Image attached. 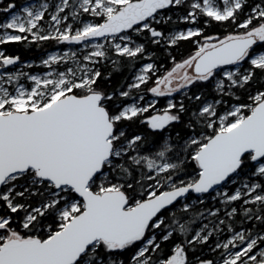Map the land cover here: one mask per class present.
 <instances>
[{
  "label": "snow or ice",
  "instance_id": "6c2138e0",
  "mask_svg": "<svg viewBox=\"0 0 264 264\" xmlns=\"http://www.w3.org/2000/svg\"><path fill=\"white\" fill-rule=\"evenodd\" d=\"M0 12V264H264V0ZM46 42L39 64L5 47Z\"/></svg>",
  "mask_w": 264,
  "mask_h": 264
},
{
  "label": "trees",
  "instance_id": "16d2710c",
  "mask_svg": "<svg viewBox=\"0 0 264 264\" xmlns=\"http://www.w3.org/2000/svg\"><path fill=\"white\" fill-rule=\"evenodd\" d=\"M25 0H2V3H0V8L5 7L8 3H15L16 8L20 6L21 3H23ZM6 14L0 12V20L4 19ZM230 27L221 26L219 24H212L207 29L206 32L208 34H219L223 35L226 31H230ZM6 47L7 54L10 55H19L21 57V60H27V59H36L44 50H47L55 46L54 42H46L43 45L37 47L36 45H26L23 43H14L9 44ZM194 50V45L190 43H182L178 49L172 50V55L176 56L177 60H180L187 55H189ZM158 64H162L164 69H168L172 66L171 61L168 59L167 55L163 53V51L158 52ZM102 72L107 75V73L112 71L111 66H102L101 68ZM162 74V72L160 73ZM130 72L127 68L123 69L121 72H114L110 80H104L101 79L99 81L100 86L103 88H106L107 90L111 91L113 88L119 87L122 83L125 82L126 78H130ZM211 85L206 86H197L193 87L191 91L196 92L198 90H204V91H210ZM150 96V95H149ZM176 99H180L181 94L176 93L174 94ZM167 98H160V104L158 107H163L166 103ZM181 128L180 125H176L171 129L173 134L175 131H179ZM130 131L137 132V133H144L148 139V141H152L159 137L160 133H152L144 126H138V125H132L130 128ZM166 134V133H165ZM191 172V169H189ZM205 254L207 255V250H205Z\"/></svg>",
  "mask_w": 264,
  "mask_h": 264
},
{
  "label": "rangeland",
  "instance_id": "374dc122",
  "mask_svg": "<svg viewBox=\"0 0 264 264\" xmlns=\"http://www.w3.org/2000/svg\"><path fill=\"white\" fill-rule=\"evenodd\" d=\"M34 2H35V0H25L23 3L20 4L19 7L16 8V10H19L20 8H22L26 4H31V3H34ZM54 48L55 47L49 48L47 50H44L36 59H27V60H23V61L35 62L36 64H39L40 59L45 55V53L53 51ZM32 71L33 72H39V71H42V69L41 68H34V69H32ZM147 98L151 99V96H148Z\"/></svg>",
  "mask_w": 264,
  "mask_h": 264
}]
</instances>
